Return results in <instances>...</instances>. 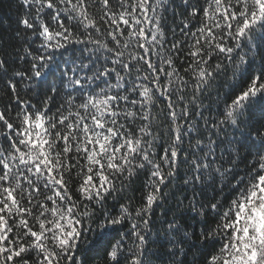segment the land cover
<instances>
[{"label": "trees", "instance_id": "trees-1", "mask_svg": "<svg viewBox=\"0 0 264 264\" xmlns=\"http://www.w3.org/2000/svg\"><path fill=\"white\" fill-rule=\"evenodd\" d=\"M0 264H264V0H0Z\"/></svg>", "mask_w": 264, "mask_h": 264}]
</instances>
